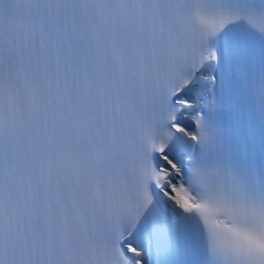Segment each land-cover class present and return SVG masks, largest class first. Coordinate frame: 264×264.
<instances>
[{
    "label": "snow or ice",
    "instance_id": "1",
    "mask_svg": "<svg viewBox=\"0 0 264 264\" xmlns=\"http://www.w3.org/2000/svg\"><path fill=\"white\" fill-rule=\"evenodd\" d=\"M0 264H264V0H0Z\"/></svg>",
    "mask_w": 264,
    "mask_h": 264
}]
</instances>
